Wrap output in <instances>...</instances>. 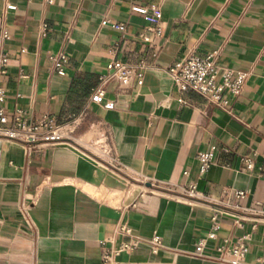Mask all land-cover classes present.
Masks as SVG:
<instances>
[{
	"label": "crops",
	"instance_id": "1",
	"mask_svg": "<svg viewBox=\"0 0 264 264\" xmlns=\"http://www.w3.org/2000/svg\"><path fill=\"white\" fill-rule=\"evenodd\" d=\"M155 4L163 17L158 68L140 86L110 83L105 99L114 109L88 103L112 58L146 50L140 34L150 22L133 7ZM2 31L10 35L0 41L9 56L2 105L23 109L27 120L86 116L71 143L27 149L0 135V264H100L119 222L160 235L166 247L124 253V264H220L216 247L251 231L246 263L257 264L264 255V0H0ZM59 50L68 55L65 77L51 69ZM213 50L221 65L250 72L229 96L232 114L196 92H179L166 72L189 52ZM103 134L119 168L87 153ZM210 149L214 163L200 176L197 154ZM192 183L206 200L174 199L169 188ZM227 187L247 192L241 205L260 204V221L239 229L209 206ZM213 212L220 229L205 249L211 258L190 255Z\"/></svg>",
	"mask_w": 264,
	"mask_h": 264
},
{
	"label": "built area",
	"instance_id": "2",
	"mask_svg": "<svg viewBox=\"0 0 264 264\" xmlns=\"http://www.w3.org/2000/svg\"><path fill=\"white\" fill-rule=\"evenodd\" d=\"M50 1V0H49ZM14 5L7 4V9H14ZM133 10L146 14L150 24L140 34L141 40L146 46L144 52H129L124 58L114 57L106 66V73L99 76V83L88 98V103H94L105 110H112L115 102L105 99L106 87L115 83L119 88H129L132 85L140 86L143 83L146 71L158 68L156 59L161 50L163 38V17L159 4L151 5L149 8L134 6ZM104 19L101 24L108 23ZM119 30H124L123 24H114ZM49 31L48 24L42 22L38 34L44 37ZM10 39L6 31H2L0 41ZM220 50H213L205 56H199L193 52L187 53L183 58L174 62L166 68L175 88L185 93L193 91L205 98L207 104L214 105L225 112L232 114L230 95L238 94L248 79L250 72L233 70L219 63ZM51 69L60 77L66 76L68 55L59 50L50 55ZM9 56L0 43V82L1 77L7 74ZM6 93L0 85V135L10 141L24 145L30 149L36 145H54L57 143H71L74 140V132L83 122L85 111L70 115L63 123H58L53 116L44 115L37 120H27L25 111L15 108L8 111L2 104ZM92 157L106 162L111 166L120 167L114 151L107 137L103 134L89 142L86 149ZM227 151V150H225ZM199 162V174L203 176L214 163L213 149L202 151L197 154ZM246 164V169H251L253 164L250 160L241 157ZM186 174V172H184ZM175 200L194 203L206 200L196 188L195 184L187 186H176L169 188ZM247 197V192L232 187L225 188L223 196L219 200H213L209 206L220 211L222 215L230 217L233 224L243 229L251 220L260 221V204L244 206L240 200ZM255 223L252 225L254 229ZM220 222L217 220V212L211 216V226L204 237L195 243L190 255L198 258H211L205 253L207 243L217 236ZM252 241V231L244 232L235 237L234 240L225 239L222 245L216 247L218 252L215 258L220 264H247L246 255L249 244ZM109 246L103 247L100 254V264H124L120 256L127 252H133L141 247H146L151 253L156 254L166 247L162 237L158 234L145 237L133 232L127 223H117L111 237L107 240ZM257 264H264V255L257 259Z\"/></svg>",
	"mask_w": 264,
	"mask_h": 264
},
{
	"label": "water",
	"instance_id": "3",
	"mask_svg": "<svg viewBox=\"0 0 264 264\" xmlns=\"http://www.w3.org/2000/svg\"><path fill=\"white\" fill-rule=\"evenodd\" d=\"M0 147H1V141H0Z\"/></svg>",
	"mask_w": 264,
	"mask_h": 264
}]
</instances>
